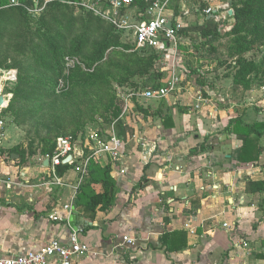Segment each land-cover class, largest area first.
I'll return each instance as SVG.
<instances>
[{
    "label": "crops",
    "instance_id": "obj_1",
    "mask_svg": "<svg viewBox=\"0 0 264 264\" xmlns=\"http://www.w3.org/2000/svg\"><path fill=\"white\" fill-rule=\"evenodd\" d=\"M203 85L188 79V88L167 101V121L140 120L122 158L99 159L111 168L113 202L97 212L92 229L77 205L83 180L76 166L57 175L48 157L16 149L0 131V257L41 249L53 239L66 242L73 224L88 245L75 264H264V192L245 191L247 181H264V132L260 155L250 162H242L243 143L229 132L237 118L264 121L232 111L217 120L214 96L199 95ZM191 91L197 93L192 100ZM96 190L102 193L101 185ZM81 221L86 227L75 226ZM165 233L178 234L186 246L166 253Z\"/></svg>",
    "mask_w": 264,
    "mask_h": 264
},
{
    "label": "rangeland",
    "instance_id": "obj_2",
    "mask_svg": "<svg viewBox=\"0 0 264 264\" xmlns=\"http://www.w3.org/2000/svg\"><path fill=\"white\" fill-rule=\"evenodd\" d=\"M17 1L8 0L7 4L15 5ZM32 1L34 6L25 7L28 14L26 26L23 24L16 30L12 26L0 28V95L6 99V105L0 108V120L3 122L0 131L7 132L8 140L15 144L16 149H23L28 155H39L46 141L55 146L58 138L72 137L80 146L88 143L95 145L98 141L108 140L115 135V120L112 117L115 105L122 109L120 118L127 126L128 137L131 134L130 129L135 134L142 119L148 120L156 116L159 120L167 121L170 118L167 113L172 106L167 104V101H172L175 96L173 94L180 87L184 90L188 88V79H199L204 83L200 87L201 97L214 96L213 104L218 110L217 120L233 113H243L249 122H255L257 119L264 121V117H260L264 116V41L253 43L243 54V59L250 61L254 67L246 77L250 87L231 84L230 75H234L236 71L233 68L236 58L229 56V47L236 39L235 35L229 34L236 25V20L229 18L233 14V9L230 8L231 0H171L168 3L166 15L169 17V13H174L180 16L179 20L185 27L203 22L204 11L211 9V18L217 23L223 36L218 41L206 44L197 33L188 32L178 35L176 43H171L170 48L153 50L163 55L162 62L152 69L158 70L161 75V80L156 82L160 83L159 86L155 84L153 88H150V85L143 86L144 78L137 75L120 85L123 81L122 74H119L116 68H108L109 64L125 65L118 61L117 57L111 56L108 60L105 57L104 65L96 69L95 65L89 68L86 61H82L81 55H90L92 59L95 45L108 38L111 33H116L120 41L131 46L129 51H144V55H148L150 51L137 48L131 30L119 29L104 18L99 9L91 10L90 5L94 0ZM52 1L63 3L67 8H64L60 15L46 17L45 9ZM154 1L156 0H144V10H141L140 0H134L130 7L116 11L114 17L119 23L127 21L128 24H136L147 21L150 18L148 11ZM73 10L75 16H81L75 19L71 13ZM63 15L65 16L62 17ZM28 28L30 32L39 30L46 37L57 36L60 42L64 38L75 42L81 39L77 42L81 46V54L79 57L64 56L61 60L64 70L60 75L56 66L57 58L48 54L44 57L38 56L44 55L48 50L41 47L42 51L37 52V36H33V40L29 41L31 35L27 41L28 55L20 57L24 48L23 34ZM247 29L239 36L247 37L251 42L254 37L246 33ZM68 40L59 43V46L66 45ZM75 42L71 46H74ZM18 60L26 68L23 72L24 84L21 86H18L19 69L15 67ZM172 64L177 68L175 73L181 83L179 82L176 89L164 98L147 99L144 95L146 90H156L165 81L170 80ZM8 66L15 68H7ZM75 67L77 69H74ZM70 68L90 74L94 79L93 84L83 87L71 85L74 73L69 71ZM205 86L208 92L203 90ZM17 87L21 92L15 95ZM228 88L229 90L224 92ZM191 96L190 100L196 97L197 93L191 91ZM7 105H10V108L4 113ZM184 107L189 109L194 106L187 104ZM91 137L96 141L91 142ZM130 146L129 143L128 147ZM254 155L256 159L257 153Z\"/></svg>",
    "mask_w": 264,
    "mask_h": 264
},
{
    "label": "trees",
    "instance_id": "obj_3",
    "mask_svg": "<svg viewBox=\"0 0 264 264\" xmlns=\"http://www.w3.org/2000/svg\"><path fill=\"white\" fill-rule=\"evenodd\" d=\"M7 2L8 0H0V28H10L12 26V28H14L15 30L17 28L19 29L28 20V14L25 7L28 5L34 6V3L32 0H18L17 4L15 5L7 4ZM140 2V8L141 10H144V0H140ZM64 8H67L65 4L52 1L48 3V6L45 9V13L47 15L46 17H55L57 14L60 15L61 11L63 12ZM230 8L233 9V14L232 16H229V18L236 20L234 29L229 33L230 35L236 36L233 45L229 47V56H231L232 58H236L233 63V68L236 71L234 75L230 76L232 77V83L234 85H242L244 88H249L250 84L246 77L252 72L254 67L252 66L250 61H246L245 59H243V54L249 50L250 46H252L253 43L264 41V0H231ZM73 12L74 10L71 13L73 14ZM64 16L65 15H63L62 17ZM80 16L81 15H76L75 19L79 18ZM43 25H45V21L43 22ZM248 26H252L251 29H247L246 27ZM245 29H247L246 33L252 34V36L254 37L251 42L249 41V39H247V37L239 36V34ZM21 32H23V30ZM188 32L197 33L203 40H205L206 44L218 41L223 36L220 33V28L218 27L217 23L215 24L213 18L208 16L204 17L203 23L201 25L196 23V25L185 27L181 29L177 34L182 35ZM24 33V48L20 54V57H25L28 55V37L32 35V37L29 38L30 41L33 40V36H37L38 43L36 51L41 52V47H45L48 50V52H46L44 55L38 54V56L44 57L48 54V56L51 55L57 58L56 66L58 67V74L60 75L64 70V64H61V60L63 59V57H79V55L81 54V46L79 43H77L80 42L81 39L75 42L69 41L68 38H64L61 42H64L67 39L68 41L66 45L59 46V43L61 42L57 39V36H54L53 38H51V35L49 37H46L45 34L41 33L39 30L30 32V28L26 29ZM38 40L42 41L39 42ZM73 42H75V44L74 46H71ZM100 42L101 43L95 45L94 47L95 51L92 53V59L90 55L80 56L83 62L86 61V65H88L89 68L92 65H95V69L99 66H103L105 57L107 60L111 56L117 57L118 61H121L125 65L119 66L118 64H109L108 68L110 70H114L116 68L119 74H122L121 77H123V81L119 83L120 85L125 84L126 81H129L137 75L144 78L143 86L147 87L150 85V88H153L155 84L159 86L160 83L156 82H159V80H161V75L158 73L157 69V71H152V69L156 68L155 66L162 62V53L153 52V50L156 49H148L150 50L148 55H144V51H129L131 50V46L120 41L116 33H111L108 38H105ZM20 60H18L15 65V67L19 69L18 86L24 84L23 72L26 70ZM10 67L13 66H8L7 68ZM74 69H77V67H75ZM74 69H69V71L71 70V72L74 73V78L70 81L71 85L73 84V86L83 87L86 84H93L94 79H92V76L90 74H87L80 70L75 71ZM197 83L202 85L203 82L197 79ZM20 92L21 89H19V87H17L14 91L15 95H18ZM9 108L10 105H7L6 110L3 112L6 113L8 111L7 109ZM121 110V107L117 105H115L112 109V117L115 120L113 130L116 137L123 141H126L127 138L133 134V131H131L130 129L131 134L127 137V126L120 118L122 113ZM229 126V132L235 134L236 137L243 143L240 155V159L242 160V162L257 160L260 155L261 147L256 146V143L258 142V138L262 134L261 132H264V123L246 124L240 118H237L231 121ZM252 135L256 136L252 137ZM54 147V144H49V142L46 141L43 144L40 154L43 157H49L52 154ZM191 153H193V151ZM256 153L258 157L255 159V157L252 156ZM55 168L56 174L62 175L71 167L68 164H59ZM86 170V175L84 176L81 185H79L77 189L76 198L77 205L83 207L84 216L91 223L88 224L87 229H92L95 227L93 223L96 219L97 212H105L112 206L113 181L110 175L111 168L109 164L103 167L99 164V162L90 160L87 164ZM98 185H101L102 193L97 192L96 187ZM245 191L250 193L264 192V181H247ZM179 239L180 237L178 234L165 233L160 238V244L165 248L166 253H173L181 249L182 246H186L185 242L180 245ZM150 248L153 249L154 247L150 246Z\"/></svg>",
    "mask_w": 264,
    "mask_h": 264
},
{
    "label": "built area",
    "instance_id": "obj_4",
    "mask_svg": "<svg viewBox=\"0 0 264 264\" xmlns=\"http://www.w3.org/2000/svg\"><path fill=\"white\" fill-rule=\"evenodd\" d=\"M134 0H94L90 8L103 14V17L112 22L119 29H127L133 32L137 48L166 50L171 43H176L178 32L185 28V24L179 18L166 15L167 5L171 0H156L148 11L149 20L128 24L127 21L117 22L116 11L126 9L133 4ZM17 4V3H16ZM97 11V10H96ZM113 14V15H111ZM205 16H211V9L204 11ZM171 22L172 30L166 28ZM175 66L171 67V78L156 90H146L147 99L164 98L170 91L176 89L179 79L176 76ZM3 122L0 121V129ZM96 141L91 137V142ZM125 142L115 135L105 141H98L95 145L88 143L80 146L72 137L58 138L52 154L48 157L52 167L63 164L69 158L67 164L76 166L78 170L79 183L86 175V167L90 160L99 161L101 157H107L112 162L117 161L124 155ZM82 230L72 231L66 242L59 239L51 240L41 249L30 251L9 257H0V264H75L76 260L88 253V245L81 238ZM128 244L134 245L130 239Z\"/></svg>",
    "mask_w": 264,
    "mask_h": 264
},
{
    "label": "water",
    "instance_id": "obj_5",
    "mask_svg": "<svg viewBox=\"0 0 264 264\" xmlns=\"http://www.w3.org/2000/svg\"><path fill=\"white\" fill-rule=\"evenodd\" d=\"M166 28L169 29V30H172V23L169 22L167 25H166ZM6 104V101L4 100V97L3 95H0V108H2L4 105ZM69 161V158L65 159L63 161V164H67ZM46 162L48 163L49 162V159H46ZM87 223L86 222H78V223H75V226H82V227H86ZM71 227L74 229V230H78L77 227H74L73 224H71Z\"/></svg>",
    "mask_w": 264,
    "mask_h": 264
}]
</instances>
